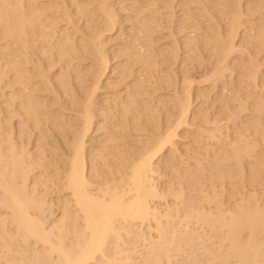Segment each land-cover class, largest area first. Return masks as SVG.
I'll list each match as a JSON object with an SVG mask.
<instances>
[{"label": "bare ground", "instance_id": "bare-ground-1", "mask_svg": "<svg viewBox=\"0 0 264 264\" xmlns=\"http://www.w3.org/2000/svg\"><path fill=\"white\" fill-rule=\"evenodd\" d=\"M125 1L0 0V264H134L116 252L138 225L161 264L206 234L264 264V0L207 1L203 25L173 0Z\"/></svg>", "mask_w": 264, "mask_h": 264}, {"label": "rangeland", "instance_id": "rangeland-1", "mask_svg": "<svg viewBox=\"0 0 264 264\" xmlns=\"http://www.w3.org/2000/svg\"><path fill=\"white\" fill-rule=\"evenodd\" d=\"M127 1H129V0H127ZM127 1H125L124 4H126ZM173 1H174V3H172V11H173V12H172V16H173V19H174V17L176 18V19H174L175 21H178V20H180V19L183 18V16H182V15H184L183 10H185V8H187L189 13H190V12H191V13H192V12L194 13V14L192 13V14L194 15V17H192L191 20H192V21H196V20L198 19V20H197L198 24L201 23V24L203 25L204 23H203L202 21L204 20V19H203V18H204V17H203V16H204V14H203L204 12H203V11L201 12L200 8H202L203 5L205 4V2L207 3V1H210V2L208 3V4H209L208 6H210L211 3H212L211 1H213V0H205L204 2H203V0H202V1L199 0V1H201V2L203 3V4H202V3H199V4H201L200 6H199L198 3H197V5H196V4H195L196 2H194V3H191V2H190V3H191V4H190V3H189L190 0H188V1H187V0H182V1H181V0H176L178 4L176 3L175 0H173ZM186 1L188 2L187 4H184V5L181 4V2H185V3H186ZM215 1H216V0H214L213 3H215ZM245 1L248 2L249 0H244V1H243V2H244L243 4L247 3V2H245ZM253 1H254V0H251V2H253ZM158 2H159V1H158ZM175 3H176V4H175ZM229 3H231V4L233 3L231 6H230V4H229V6H230L229 10H230V9H231V10H233V9L236 10V6L234 5V4H235V1L232 0V2L230 1ZM188 4H190L191 7H190ZM192 4H195V5L193 6ZM218 4H219V3H218ZM218 4H217V7H218ZM176 5H177V6H176ZM187 5H188V6H187ZM175 6H176V7H175ZM180 6H184V7H182L183 9H180V8H181ZM185 6H187V7H185ZM195 6H197V8H199L198 11H196L197 9L195 8ZM229 6H226V7H225V10H227V12H229V10H228V8H227V7H229ZM232 6H234V7H232ZM117 7L119 8V6H117ZM231 7H232L233 9H232ZM175 8H176V9H175ZM189 8H191V9H192V8H195V9H192V10L190 9V11H189ZM263 8H264V7H263ZM263 8H261V9H262V10L260 11L261 13H262V11L264 10ZM166 9H169L168 11H170V8H169V7H168V8L165 7V9H163V7H162V9H161L163 12H164V11L166 12V13H164V14H167V12H168ZM180 10H181V11H180ZM193 10H194V11H193ZM231 10H230V11H231ZM174 11H175V12H174ZM178 11H179V12H178ZM185 11H187V10H185ZM185 11H184V12H185ZM216 11H217V10H214L213 12H216ZM127 12H130V11H127ZM176 12H177L178 14H177ZM180 12H181V13H180ZM213 12H211V15H214V14H215V16H216V13H217V12L214 13V14H212ZM260 12H259V13H260ZM263 12H264V11H263ZM122 13H123V14H122ZM122 13L120 14V12H119V14H120L121 16H123V17L126 16V15H128V14H125L124 12H122ZM174 13H175V14H174ZM196 13L200 14V16H198V14H196ZM261 13H260V14H261ZM173 14H174L175 16H174ZM176 14H177V15H176ZM180 14H181V15H180ZM192 14H191V15H192ZM195 14H196V16H195ZM217 14H218V13H217ZM244 14H245V13H244ZM244 14L242 15L244 19H245V18L248 19V18L250 17L249 14L246 13L247 15L245 14V16H244ZM193 15H192V16H193ZM201 15H203V16H201ZM256 15H258V13H256L255 16H256ZM261 15H263V17H264V13L261 14ZM180 16H181V17H180ZM217 16H218V15H217ZM246 16H248V17H246ZM251 16H252V17H255V16H253V15H251ZM179 17H180V18H179ZM196 17H197V18H196ZM199 17H200V18H199ZM171 18H172V17H171ZM200 19H203V20H200ZM249 19H250V18H249ZM188 21H189V20H186L185 23H183V27H184L183 30H182V31H184L183 33H182V31L180 32V31H178L177 28H175L176 31H175V36L173 35V38H174V37H177V38H174V39H175V40L177 39L178 41H177V40H176V41L179 42V43H182L181 41H182V39H183V35H184V33L186 32V29H185V28L188 29V27H189V25H188L189 22H188ZM192 21H191L192 24H193V23H194V24L196 23V22H192ZM199 21H200V22H199ZM187 23H188V24H187ZM221 23L224 24V21H222ZM221 23H220V24H221ZM168 24H169V23H167V24L165 23V25H168ZM186 24H187V25H186ZM223 24H221V25H223ZM225 24H226V23H225ZM129 25H130V24H129ZM184 25H186V26H188V27H186V26H184ZM245 25H248V24L245 23ZM176 26H177V25H176ZM166 30H167V31H166ZM166 30H163V32L161 31V33H162V34H165V36H166V37L164 36V38H166V39H163V38L161 39V40H163V41H164V40H165V41H168V39L171 38V37L168 36V35H169L168 33H170L169 29H166ZM199 30H200V31H201V30L203 31V29H198V31H199ZM202 31H201V32H202ZM179 32H180V33H179ZM241 32H242V31H241ZM241 32H240V36H241V35L243 36V34H248V33H243V34H242ZM176 33H179V34L177 35ZM181 34H183V35H181ZM167 36H168V37H167ZM179 36H180V37H179ZM242 36H241V37H242ZM247 36H248V35H247ZM247 36H246V37H247ZM178 38H179L181 41H180ZM171 40H172V39H169L168 42H170ZM235 41H236V40H235ZM168 42H164V44H166V43H168ZM110 43H113V41L110 42ZM161 43H163V42L161 41L160 44H161ZM240 47H242V48L244 49V45H243V46L240 45L239 48H240ZM246 47H247V46L245 45L244 54L241 53V57H244V58H242V59H244V60H247V59H248V54H247V52H245V50H246L248 47H247V48H246ZM182 48H183V50H182ZM242 48H241V52L243 51ZM180 49H181V50H180V51L178 50V52H179V54H181V55L183 54V57H182V58L184 59L185 55H187V54H185L186 52H185L184 47H181ZM248 49H249V48H248ZM248 49H247V51H248ZM251 49L254 50V48H250L249 50H251ZM261 50H263V49H261ZM181 51H182L183 53H182ZM180 52H181V53H180ZM249 52L252 53L251 51H249ZM249 52H248V53H249ZM253 52H254V51H253ZM261 52H262V51H261ZM261 52H259V54H258V55L260 56V57L258 56V58L261 59V63H260V62H259V63H260L262 66H264V63H262V62H263L262 59L264 58L262 55H264V53L262 54ZM263 52H264V50H263ZM250 53H249V57H250ZM242 54H243L244 56H243ZM199 56H200V58H198ZM199 56L194 55L192 58H190V60L192 59V60L190 61V64L194 65V66H192V67L189 65V62H185L186 64L189 65V68L187 69V70H188L187 72L190 71V74L187 73V75H188V76L190 75L189 78H192V79L194 78V80H195L196 83H198L196 80H198L199 82H201L200 78H203V77H202V76H203V70L199 67L200 64H198V61H199L201 58L204 57V54H203V55L200 54ZM245 56H246V57H245ZM179 58H180V56H179ZM182 58H181V60H182ZM194 58H195V59H194ZM246 58H247V59H246ZM237 59H238V58H236V60H237ZM191 62H193V63H191ZM176 63L178 64V62H176ZM177 64H176V65H177ZM186 64H183V65L186 66ZM179 65L183 66L182 63H180V62H179ZM230 65H231V64H230ZM164 66H165V65H164ZM181 66H180V69H181ZM231 66H232V65H231ZM262 66H260V68H261V70H262V72H263V71H264V69H263L264 67H262ZM187 67H188V66H186V68H187ZM190 67H191V68H190ZM194 67H196L197 69H198V67H199V69L197 70V69L194 68ZM182 69H183V68H182ZM189 69H191V70H189ZM194 70H196V71H194ZM200 71H201V73H202L201 75H200ZM232 71H234V73L237 72V70H232ZM234 73H233V74H234ZM235 74H236V73H235ZM235 74H234V75H235ZM263 74H264V73H263ZM192 76H193V77H192ZM196 83H194V84H196ZM200 84H202V83H198V84H196V85L201 86ZM196 85H195V87H198V86H196ZM202 85H203V84H202ZM216 104H217V103H216ZM163 177H164V179H165L166 176L163 175ZM163 177H162V180H163ZM176 219H177V218H176ZM199 226H200V225H199ZM142 227H143V228H142ZM192 227L194 228L195 225H193ZM196 227H198V225H196ZM196 227H195V229L197 230L196 233L199 232L198 234H200V233L202 232V229H204L203 231H205V227H204V228H200V227H202V226H200V227H198V228H196ZM138 228H141V229H144V230H145V233H144V234H145V235H144V236H145V237H144L145 239H144V238L142 239V237H141V239H138V238H137L138 240H134V239H133L134 235H133L132 237L129 236V238L126 239L125 236H127V235H124V237H123V234H122V237L125 238V240H121V241H122V242H123V241H126V242H123L125 246H124V245L122 244V242H120V241H119L120 244L117 243V240H118V239H116V240H113V239H112L114 242H112V240H111L112 243H110V245H111V244L113 245V243H114L113 246H115V248L112 249V250L115 251V249H116V245H115V243H116V244H117V247H119L120 245H121L122 247H126L127 250H125V251H128L129 248H130V250H133V251H134L133 253L129 252V253L131 254V256L134 255L135 252L137 253V252L139 251L137 254H135V255H137V256H132V259L134 260V262H133L134 264H141V262H142L143 264H144V263L149 264V263H147V262H150V264H152L153 262H154L153 264H155V263H156V264H157V263H160V262H161L160 260H159L160 262H158V261L156 260L157 258L155 259V258L152 256V255H154L155 253H154V254H151V256H148V255H150L149 252H152V250H153V249H151L152 246H153V248H154V245L157 244L158 246H160L161 243H162V242L155 241V240H157V239L159 238V237H156V235H155L156 232L154 231L155 233H153V230H152L151 228H150V230H151V231H150V230H148L149 228H147V226L144 227V225H143V226H142V225H138ZM146 228H147V229H146ZM196 230H195V231H196ZM198 230H199V231H198ZM121 232H122V231H121ZM151 234H152L153 237L150 236ZM201 234H206V233L203 232V233H201ZM154 236H155L156 238H154ZM205 236L207 237V234H206ZM205 236H204V237H205ZM208 236H209V235H208ZM122 237H121V238H122ZM127 237H128V236H127ZM202 237H203V235H201L200 241H199V239L193 240V241H195V243H196V241H197L198 243L200 242L199 244H198V243L196 244L197 247L194 246L195 244H192V241H191L190 246H189V245H188V246H187V245L185 246V245H184L185 243H186V244H189L190 242L186 240L187 238L185 239L186 242H185V240H184L183 238H180V239H181L180 242H181L185 247H184L182 244H181V245L178 244L180 248L177 247L178 245H177L175 248H176L177 250H178V248H179V249H180V250H178L179 252H177V251L174 250V249H171V250H173L174 253H175V254H174V253L172 252V253H173L172 255H171V252H169V251H170V250H169L170 248H168V252L170 253V255H166L168 252H164V251L167 250V249H166L167 247H166V248L164 247L165 249H163V246H160V249H161V250H162V249L164 250V251H163V254L161 255V257H163V255H164V253H165V258H164V259L162 258V259H163V260H162L161 257H160L159 259L162 260V264H165V261H166L165 259H167L169 256H172V257H170L171 259H168V261H169V260H172V261H170V263L168 262L169 264H184V263L187 264L186 262H188V264H191V263H193L194 261L196 262V264H204V263H206V262H208V261H210V260H211V261L213 260V256H212L211 254H213V253L215 252V251L213 250V252H212L211 254H210V253H209V254H208V253H205V252H208V251H207L208 249H207V250L205 249L206 251L204 252V246H205V248H206V246H207V248H209V250L211 249L210 252L212 251V247H213V249H216V252H217V251H218V252L221 251V253L223 252V254H222L221 256L217 255L216 252H215V256L217 255V256H216V257H217V261H214V262L212 261L213 264H214V263H215V264H216V263H217V264H223V263H224V264H225V263H226V264H229L228 262H230V264H231V263H232V264H234V263L236 264L237 260H235V257H234V259H232V260H231V258H228V256H229L228 254H231V253H228L230 250L227 249V248L229 247V246H227V244H220L219 241H218L219 238L217 239V237H216L217 240H214V239H213V238H215V236H213V237H212V236H211V237L209 236L210 239L212 238L213 242H212V240L207 239L208 237H207V238L205 237L207 240L204 239V237H203V242H204V243H202ZM134 238H135V237H134ZM160 238H161V237H160ZM129 239H131V240L128 241ZM182 239H183V240H182ZM143 240H144V241H143ZM152 240H153V241H152ZM158 240H159V239H158ZM165 240H166V238H165ZM188 240H189V239H188ZM204 240H205V241H204ZM209 240H210V241H209ZM127 241H128V244H127ZM150 241H152V242H150ZM154 241H155L156 243H155ZM159 241H162V239L159 240ZM163 241H164V240H163ZM206 241H207V243H206ZM214 241H216V242H214ZM217 241H218V242H217ZM129 242H130V243H129ZM208 242H210V243H208ZM211 242H212V244H211ZM132 243H133V244H132ZM152 243H153V244H152ZM193 243H194V242H193ZM215 243H216V245H218V246H222V247L219 249V247H217V246H213V245H215ZM118 244H119V246H118ZM130 244H131V245H130ZM162 244H165V243H162ZM200 244H202V246H203V245H204V246L202 247ZM127 245H128V246H127ZM129 245H130L131 247H132V246H133V247L131 248ZM157 245H156V247L154 248L155 250H157V247H158ZM191 245H192V248H190ZM210 245H211L212 247H211ZM113 246H112V247H113ZM121 246H120L121 249H118L119 251H117V249H116V251H117V252H116V255H117L118 252H119V254H121L122 252H124V249L122 250V247H121ZM134 246H135V247H134ZM148 246H149V248L147 249ZM200 246H201L202 248H201ZM209 246H210L211 248H210ZM224 246L227 247L226 250H223V249H225ZM23 247H24L25 249H24ZM128 247H129V248H128ZM188 247H189L191 250H189ZM216 247H217L219 250H218ZM134 248L137 249V250L135 251ZM181 248H182V251H183V252L181 251ZM193 248H194V250H193ZM18 249H20V250H18V252H20V253H18V254H21L22 252H24V251H22V250H26V249H27V250H26L24 253H22L21 255H23V254H29V255H31L29 252H30V251H31L32 253L34 252L33 250H31V247H28V246H22V245H20ZM150 249H151V250H150ZM195 249H196V250H195ZM198 249H199V250H198ZM201 249H203V250H201ZM28 250H29V251H28ZM39 250H40V249L38 248L37 251H39ZM121 250H122V251H121ZM148 250H149V251H148ZM158 250H159V248H158ZM161 250H160V251H161ZM228 250H229V251H228ZM113 251H111V248H110V252H113ZM145 251H146V252H145ZM175 251H176L177 253H176ZM190 251H191L192 253L195 251V252H194L195 254L193 255V257L190 256V254L192 255V253H191ZM224 251H226V252H224ZM35 252H36V251H35ZM35 252L33 253V255H34L33 257H32V255H31V257H32L31 260L29 259V257H30L29 255H25L24 257L29 256L28 259H27V258H24V259L19 258V259L17 260L18 263H21V264H24L25 262L28 263L29 261H26V259H27V260H30V261H34V259H36L35 256L40 257V256H38V255H40V254L36 252V253L38 254V255H37ZM120 252H121V253H120ZM181 252H182V253H181ZM189 252H190V253H189ZM198 252H199V253H198ZM200 252H202V253L204 254L203 257H201V253H200ZM218 252H217V253H218ZM129 253L126 252V254H129ZM142 253H143V254H142ZM152 253H153V252H152ZM179 253H180V254H179ZM186 253H187V254H186ZM221 253H220V254H221ZM224 253H226L227 255L224 254ZM119 254H118L117 256H119ZM140 254H141V255H140ZM160 254H161V253H160ZM182 254H183V255H182ZM198 254H199L200 256H199V258H196V257H198ZM114 255H115V254H114ZM122 255H123V254H122ZM122 255H121V256H122ZM143 255H144V256H143ZM173 255H175V256H173ZM177 255H178V256H177ZM186 255L189 256V257H187ZM208 255H209L210 258L208 257ZM225 255H226V256H225ZM141 256H142V257H141ZM166 256H167V257H166ZM206 256H207L208 258H207ZM218 256H219V258L221 257L219 260H218ZM31 257H30V258H31ZM133 257H134V258H133ZM143 257H145V258H143ZM146 257H147L148 259H147ZM151 257H152V258H151ZM176 257H178V258H176ZM185 257H186V260L184 259ZM200 257H201V259H200ZM205 257L207 258L206 260H205ZM226 257L228 258V260L226 259ZM230 257H231V255H230ZM137 258H138V259H137ZM181 258H182L183 260H182ZM192 258H193V259L196 258V259H198V260L196 261V260H193ZM203 258H204V259H203ZM211 258H212V259H211ZM224 258H225V260H224ZM232 258H233V257H232ZM140 259H141V260H140ZM143 259H144V260H143ZM145 259H146L147 261H146ZM150 259L152 260V263H151V260H150ZM153 259H154V260H153ZM173 259H174V260H173ZM176 259H177V260L180 259L179 262H177ZM208 259H210V260H208ZM215 259H216V258H215ZM23 260H24L25 262H24ZM38 260H39V258H37V261H38ZM42 260H43V259H40L38 262L42 263V262H41ZM136 260H137V261H136ZM139 260H140V261H139ZM155 260H156V262H155ZM189 260H190V261H189ZM199 260H200V261H199ZM233 260H235L236 262H234ZM17 261H16V262H17ZM35 261H36V260H35ZM135 261H136V262H135ZM145 261H146V262H145ZM182 261H183V263H182ZM201 261H203V263H202ZM205 261H206V262H205ZM211 261H210V262H211ZM219 261H222V262L224 261V262H223V263H218ZM227 261H228V262H227ZM44 262H45V260H44ZM138 262H140V263H138ZM166 262H167V261H166ZM199 262H201V263H199ZM210 262H208V263H210ZM29 263H30V262H29ZM29 263H28V264H29ZM31 263H32V262H31ZM40 263H39V264H40ZM46 263H47V262H46ZM46 263H44V264H46ZM208 263H206V264H208ZM212 263H210V264H212ZM25 264H26V263H25ZM160 264H161V263H160ZM193 264H195V263H193Z\"/></svg>", "mask_w": 264, "mask_h": 264}]
</instances>
